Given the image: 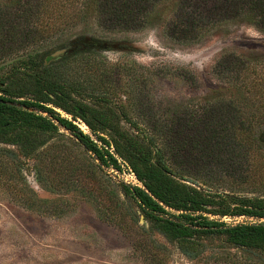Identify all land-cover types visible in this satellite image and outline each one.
Wrapping results in <instances>:
<instances>
[{"label":"trees","instance_id":"1","mask_svg":"<svg viewBox=\"0 0 264 264\" xmlns=\"http://www.w3.org/2000/svg\"><path fill=\"white\" fill-rule=\"evenodd\" d=\"M163 21L185 46L240 24L264 32V0L0 1V56L10 57L0 68V142L31 154L61 126L98 166L131 168L142 185H124L125 194L187 255H199V239L215 235L264 253V50H224L212 66L224 85L197 107L172 112L140 99L152 73L117 66L91 48L52 56L53 42L81 24L135 30ZM129 90L135 96L126 101ZM50 104L81 118L95 137ZM209 213L256 220L228 224Z\"/></svg>","mask_w":264,"mask_h":264},{"label":"rangeland","instance_id":"2","mask_svg":"<svg viewBox=\"0 0 264 264\" xmlns=\"http://www.w3.org/2000/svg\"><path fill=\"white\" fill-rule=\"evenodd\" d=\"M165 22L135 30L81 24L51 47L55 51L64 42L83 40L86 49L97 50L110 63L139 69L147 77L152 73L139 96L160 112L190 110L224 85L212 69L224 50H264V32L251 24L185 46L165 31ZM5 56H0V68L10 60ZM167 67L179 72L166 74ZM123 96L127 101L135 92ZM49 106L95 137L81 118ZM39 112L53 119L49 112ZM146 119L138 117L142 123ZM98 164L61 126L31 154L17 144L0 142V264H264V253L236 246L224 235L200 238L201 253L187 255L176 242L150 228L137 201L125 194L124 185H142L131 168L126 163L122 169ZM234 190L253 194L255 189ZM129 210L136 212L133 220ZM209 215L228 224L255 220L245 215Z\"/></svg>","mask_w":264,"mask_h":264},{"label":"water","instance_id":"3","mask_svg":"<svg viewBox=\"0 0 264 264\" xmlns=\"http://www.w3.org/2000/svg\"><path fill=\"white\" fill-rule=\"evenodd\" d=\"M78 43H72V44H65L63 47H61L60 49H57L55 51H53L52 55L53 56H61L70 52L75 51L76 47H77ZM249 218H254V217H249ZM256 220V218H254ZM254 220V221H255Z\"/></svg>","mask_w":264,"mask_h":264},{"label":"flooded vegetation","instance_id":"4","mask_svg":"<svg viewBox=\"0 0 264 264\" xmlns=\"http://www.w3.org/2000/svg\"><path fill=\"white\" fill-rule=\"evenodd\" d=\"M73 43H78V45H77V47H76V49L75 50H77L79 47H82V48H86L87 46L86 45H88L85 41H83V40H76V41H74ZM53 53V52H52ZM53 56V55H52ZM53 57H56V58H58V56H53ZM60 57V56H59Z\"/></svg>","mask_w":264,"mask_h":264}]
</instances>
